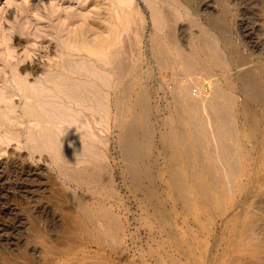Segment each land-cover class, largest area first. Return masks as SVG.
I'll return each instance as SVG.
<instances>
[{"label":"bare ground","instance_id":"obj_1","mask_svg":"<svg viewBox=\"0 0 264 264\" xmlns=\"http://www.w3.org/2000/svg\"><path fill=\"white\" fill-rule=\"evenodd\" d=\"M76 1L82 6V13H77L78 11H71L72 9L67 8L69 10L68 11L64 7L66 10L63 9L65 10V13L63 14H66V18H63L65 19L63 28H58L54 25L53 28L51 27V31L49 30L51 32V38L60 41L57 44V55L55 57L51 56V60L48 61V70L46 72L43 71V75L40 73L39 76H37L36 81L30 84L28 77L30 75L32 76V74H38V66H35L36 64L31 66L30 63L21 64L23 62L22 59V61L18 63L15 62L16 64L14 63L15 66L11 67V73L10 70H6L5 80H3L4 78L2 79L3 83L5 81L12 88L11 90H7V92H5V95H7L6 97L12 98V96L20 94V96L26 100L25 104L29 106V109L26 108L23 110L24 113H21H23L24 116L28 115L31 117V120H28V122L35 120L34 124L28 125L27 127H25V124L23 125V123H26V120H21L19 126H24L28 132L26 137L27 142H24L31 143V145L29 144L33 151L31 152H38L39 155H41L39 156L41 159L46 158L49 160V157H46L47 154L45 152H48L50 155V161H52L55 165V169L63 178L62 180H64L63 182H65L67 186L66 195L70 199L72 205L74 206L73 208L75 213L77 214L76 219L78 220L77 224L79 226L78 232L80 230V233L84 236L88 243L97 244L103 248H106L107 246H112L114 248L117 246L123 248L125 224L120 218L122 214L120 215L119 213H116L119 208L117 206V210L112 208V198L117 196L118 193H116L114 189V176L112 177L113 167L108 162L109 156L107 153L109 152H106V149L109 147L108 144L111 143L110 131L114 126L117 131V149H119V154L124 161V167L120 168L121 171L118 172L121 174L120 177H122L123 180H126V178L131 180L130 187H133V190H138L141 193V195L138 193L140 195L139 202L141 207L146 208L148 216H154L158 223L165 225L169 224L171 229L167 230L165 233H168L169 237H174L177 224L173 223L172 213L175 212V207L172 206L167 208L166 198L168 197H163L161 190L158 191V189H153L154 187L157 188L160 186V181L163 182V175L160 176V172H158V174L153 173L156 169L153 171L152 168L150 172L149 166H151V164L155 161H153V159V162L151 161L152 163L150 162L149 165L147 160V157L149 156H147L148 150L154 142H152V136L155 137L156 135L154 136L151 130L149 132L151 125L154 124L149 122V119H151L149 118V115L154 111L152 109L155 107L151 106V101L149 100L151 96L147 89L149 85H145L147 86L145 87L142 86L140 82L142 72L145 71H142L140 63L133 64L134 60L131 61L133 63L129 62V58L126 56V46L124 43L118 45L120 42L118 43L116 39H113V35L111 34L114 32L115 26L112 27V18L110 21V15L108 16L109 18L106 16L104 19L102 18L103 20H99L97 18L99 11L96 1ZM115 1L117 2V0ZM118 1L121 3H118L120 7H122V3L123 5H125L124 3H127L124 2V0ZM110 2H108L109 5L111 4ZM116 2H114V6ZM245 2V0H238L239 4H243ZM250 2H253V0H249V2L245 4L249 7ZM53 6L55 10H58L61 7L58 3H56V1ZM108 7L109 6H105V10L103 9L102 11H107L106 13H108ZM61 8H63V6ZM114 8L117 9V7ZM122 9L120 8L121 11H124V8ZM156 10L157 9H153V11ZM250 11L245 12V10H243L242 13L246 16L248 13H251ZM254 11L256 13L255 9ZM127 12V10L126 12H119L121 17L120 22L119 24L115 23L117 24L116 28L119 29V32L116 29L117 32L115 34H119L118 37L120 34L122 35V33L125 32L124 30H126V28H128V17H125L130 15L125 16V13ZM158 12L159 11L154 13L152 12V14L155 15H153L156 22L154 27L158 24V27L155 29L159 28L157 31H160L161 33L163 28L166 27V25L162 26V23H165L163 22L165 20L163 18L169 16L167 17L169 19L174 12L171 15V13L169 14V12L166 13L165 11L167 16H164V13L161 14ZM110 13L111 12H109V14ZM155 13L157 16L160 14V16L163 15L164 17H157ZM175 14L178 13L176 12ZM105 15L106 14H104V16ZM174 15L172 17L174 19L173 21H175ZM38 16H40V14ZM49 17L51 16L49 15ZM36 19L38 18L36 17ZM50 19L52 20V18ZM60 19L61 16L59 15L58 20ZM126 19L127 21H125ZM255 20L254 16L249 14V16L247 15L242 20V23L240 22V34L244 41L240 44L238 43L239 48L235 51L236 54L232 53L235 55L234 57H236V59L233 64L234 67H231L234 69L232 79L230 80L226 77L228 76V70L231 69L228 68L227 70V67L230 64H228L227 58L223 57L225 60L222 59V54L219 53V51L216 52L218 48L214 49V44L218 43L216 42L212 44L215 37L211 42V40L207 39V37L203 38V36H200L201 34H196L195 37L199 40L198 44H192L193 47L189 46L191 43H188V46L185 44L183 45L185 46L183 48L186 49L190 47L188 49L190 50L192 48V51L185 53L176 50L178 52L176 53L174 52V44L177 42L175 43L176 36H174V33L177 31L172 30L173 26L171 24V27L169 28L170 25L168 23V30H166V28L163 30L165 32L167 31L165 33L166 35L164 34L162 37H165L164 40L168 39L170 41L169 44H173V46L170 44L173 48V52L172 50H169L170 46L169 49L167 48L168 43L166 44V40H154L155 42L153 46V54L156 56L158 62V66L157 64L156 66L159 67L160 65V70H167L169 74L167 76L170 77L171 75V78L174 80V87L170 90H173V95L176 99H174L175 109H172V117L174 116V120L176 121L175 129L173 131L171 129V131L166 135L164 133L163 136L160 134L164 140L163 147L165 146L167 151H169V170L165 169L164 166L166 172L169 171L168 178L166 177L167 179L165 181V183L167 182L166 185L163 183L165 186V192L176 197V203L180 204L182 207L181 213L184 216L187 215L199 222L198 230H204V232L205 230L208 232L211 231V228L213 229L212 224H214V221L216 220V224H219L220 226V234L217 233L219 236L216 237L217 239L215 242L218 245L220 244L224 246L221 248L223 251H220L219 255L221 253V256L223 254L225 256L226 252L229 251H244L245 253H241L240 255L247 259L245 264H264V258L258 257L256 254V251L261 249V246L253 239L257 228V222L259 220L261 221L260 217H258V219L260 218L259 220H256L255 216L262 213L264 214V206L263 208L256 206L255 208H252L254 198L257 196L258 200L256 202L264 203V43L259 44L256 41H250L253 39V33H247L243 29L245 28V24L246 27L249 25L251 26L255 23ZM55 21L56 20H54V22ZM48 22L49 21L47 20V23ZM176 22L177 21H175L174 24ZM24 24L29 25L28 22ZM195 24V26H197L198 23ZM51 25L53 26V24ZM208 25H210V22ZM159 26L162 27V30ZM222 26L225 25L222 23ZM23 28L22 31L24 30ZM34 28H36L35 25ZM45 28L48 29V27H44V29ZM216 28L219 29L218 27ZM98 29L99 31H96ZM202 29L203 32L204 30L206 31V29ZM225 30L228 29L225 28ZM49 31L47 32L49 33ZM200 31H198V33ZM256 31L258 32L259 30ZM209 32L210 31L208 30L206 31L207 34ZM41 33H38L36 38H41L43 36ZM160 33L158 35H160ZM32 34H34V32H32ZM216 34L218 35V33ZM22 35H24V33ZM35 36L36 34H34L33 37ZM115 37L118 39L117 36ZM119 39H122L121 36ZM247 39L250 40L247 41ZM190 40V42L193 43L192 39ZM34 41L31 42L34 43ZM114 41L115 43H118V46L113 44ZM122 41L125 42V40ZM31 42H29L30 45ZM96 44L100 45L101 54L97 53L98 51L96 49L94 50V45ZM179 47V50L180 48L182 49V47ZM26 49L27 48H25V50ZM200 51L206 53L209 58H201L199 56ZM95 52L98 56H101L97 58ZM25 53L28 54V52ZM27 54L25 55L27 56ZM24 61L27 60L25 59ZM215 64L222 67L225 80H223L222 83L220 82V85L215 86L216 84H213L214 88L212 85L211 90L210 86V91L208 93L205 87L203 88L201 85L204 84L203 82H201V84L198 82L195 84L194 80L199 75L202 77L205 76L207 79L203 77V80H207L206 82H209V85H211L209 77H211L212 80L213 74L210 65ZM17 69H19V71L21 70L23 73H19ZM215 73L217 72L215 71ZM144 75L145 74L143 73V76ZM148 75L151 74L148 73ZM220 78L222 77L219 76V79ZM166 80L167 79H165V82ZM169 81L171 80L169 79ZM162 83L160 85H162ZM193 87H196V90H194ZM157 88H155L156 92ZM161 88H163V85ZM164 89L165 88L162 90ZM5 108V111L0 113V129L4 130L5 137H0V141L2 139H8V141H10V139H19L20 134L18 132L20 130L16 132L18 126L16 127V124H14V120L12 118L13 114L10 116V112L8 113ZM23 114L21 116H23ZM169 119H171V116ZM149 123H151V125H149ZM181 123L186 125H184L186 127L184 128L186 131L184 129L183 131H181L182 129H177L181 128L178 127ZM183 124L181 125L183 126ZM143 128H147L148 132L144 131L141 133L140 131ZM202 129H207L204 130L205 132L207 131L205 133L206 135ZM218 130L220 133H218ZM100 132H103L104 134H100ZM154 134L156 133L154 132ZM113 135L114 134H112V136ZM204 136L208 138V140L213 139L212 141H216V143H213L217 145L211 144V147L213 149V146H218L219 153L214 150V153H217L216 155L219 154L218 157H212L213 151L209 147L211 142L209 141L208 143L206 140L208 144L205 143L203 140L205 139ZM247 137L254 139L250 142L248 141L247 143ZM18 139L17 141L21 140ZM2 142L5 143V141ZM170 146L173 148L172 152L168 150ZM105 147L107 148L105 149ZM113 147L114 146H112L111 149ZM209 150L212 152H209ZM117 156L118 155L116 154V157ZM216 157L217 161L215 160ZM20 168L13 165L7 171L10 174L15 173L17 175L20 173ZM183 169L187 171H185V174L181 172ZM157 170L160 171L161 169L158 167ZM22 172H24V170H22ZM166 172L165 175H167ZM121 197L123 199V196ZM117 202L119 206L120 203L119 201ZM69 203L67 205L70 206ZM123 212L126 213L125 210H123ZM201 214L204 215V218L202 217L203 219L200 217ZM178 215L180 214L176 213L175 216ZM199 219H201V221ZM158 223L156 225H158ZM259 227H262V225L260 224ZM260 231L261 229H259V232ZM226 236H230L231 242H227L228 238L225 241ZM183 240H185V238H183ZM223 241L227 243L223 244ZM209 242H211L210 239ZM212 244H214V242ZM233 257V260H230V264H233L239 259V256L237 257V255L236 257ZM209 262L210 264H227L226 261L221 259V257L210 259ZM243 262H245V260ZM173 263L177 264L178 262L173 260Z\"/></svg>","mask_w":264,"mask_h":264},{"label":"rangeland","instance_id":"obj_2","mask_svg":"<svg viewBox=\"0 0 264 264\" xmlns=\"http://www.w3.org/2000/svg\"><path fill=\"white\" fill-rule=\"evenodd\" d=\"M55 1L61 7L63 6V8H61L59 6L60 9L55 10V8L53 6ZM55 1H53V0H0V105H1L0 106V113L2 111H5L4 108L6 107L5 109H7L8 113L10 112L9 113V114H11L10 116H12V114H13L12 118L14 120V124H16V127L18 126L16 132L20 130L18 133L20 134L19 139H21V140H19L17 138L19 141H17V139L16 140L10 139V141H8V139H6L7 140L6 141L5 139L1 138L2 140L0 141V174H1L0 175L1 176L0 177V264H174L173 260L177 261L178 262L177 264H183V263L184 264H210L211 261L209 262V260L214 259L215 257L216 258L221 257V259L226 261L227 264H230L231 263L230 260H233V258H234L233 256L236 257V255H237V257L239 256V259L237 261H235L233 264H245L247 259L242 257V255H240L241 253H245L244 251L243 252L229 251V252H226L225 256H224V254L221 256V253L219 255V252L223 251L221 248H223L224 246L220 245V244L218 245L215 242L217 239L216 237L219 236L217 233L220 234V226H219V224H216L217 223L216 220L214 221V224H212L213 229L211 228V231L208 232L205 230V232H204V230H202V231L198 230L199 229V222L196 221V219L191 218L187 215L184 216L181 213L182 207L180 206V204L176 203V197L171 196L170 194H167L165 192V189H164L165 186L164 185H166V183H167V182L165 183V181L168 178V173H169V171L166 172L165 169L169 170L168 169L169 151H167L165 146L163 147V145H164L163 141L164 140H163L162 136L164 134L166 135L168 132H170L171 129L173 131L175 129V126H176V124H175L176 121L174 120V116L172 117V115H173L172 109H175V104H174L175 97L173 95V90H170L174 87V80H173V78H171L172 77L171 75H170V77L167 76V75H169L167 70L166 71L164 69L160 70L161 69L160 65H159V67H157L158 62H157L156 56L153 54V46H154V42H155L154 40H158V39L164 40L165 37H162V36H164V34L167 31L165 32L163 30L165 28H166V30H168L167 27L170 24L173 26L172 30L177 31L174 33V36H176L175 37V43L177 42L176 44H174V46L176 47V48L174 47V49H175L174 52H176V53H178L176 50L182 51L185 53L192 51V48L190 50L188 48L193 47V45H195L194 43L198 44V42H199V40H197L198 38L196 39V37H195L196 34H201L200 36L201 37L203 36V38L207 37V39L211 40V42H212V39H214V37H215L212 44L218 42V43L214 44V49L218 48V50L217 51L215 50V51L216 52L219 51V53L222 54V55L220 54L222 59H223V57L227 58L228 64H230L227 67V70H228V68L230 69L231 67H234L233 64L235 63V59H236V57H234L235 55L232 53L236 54L235 51L239 48V44L242 43V41H244V39H242V36L240 34L241 33L240 32V30H241L240 22L242 23V20L247 15L249 16V14H250V15L254 16V18L256 20H258V21L255 20V23H253L251 26L249 25L246 27V24H245V28H243L245 30V32L253 33V35H252L253 39H251V40L247 39V41H249V40L254 41V42L256 41L259 44L264 43V20H263L264 19V16H263L264 15V13H263V11H264V0H253V2H250L249 7H253V8H249L246 5L249 2V0H245L246 4L245 3L239 4L238 0H169V1L168 0H124V2H127L128 5H127V3H124L125 5H123V3H122V7H120V5H118V3H119L118 0H117V2L115 0H112V1L111 0H109V1H107V0H92L94 2L96 1V4L98 5V11L99 12L97 14V18L99 20H103L106 16H107V18H109L108 17L109 15H110V21L112 18V25H113L112 27L115 26L114 27L115 29L111 35H113L112 36L113 39H116V41L118 43L120 42L118 44L117 42L115 43V41H114L113 44H115V46H118V45L124 43V45L126 46V56H127V58H129V62L134 60L133 61L134 63L133 62H131V63H133V64L140 63L142 71H145V72H142V78H141L140 82H141L142 86L149 85V87L147 88L149 94L151 95V96L149 95L150 96L149 100L151 101L150 102L151 106L152 107L155 106L154 109H152V110H154L153 111L154 113L152 112L153 114L150 113V115H149V118H151V119H149L150 120L149 122H151L152 124L154 123L155 126H154V124L151 125V123H149V125H151V127L149 125L148 126L151 128V129H149V132L151 130L152 134L154 136L156 135L155 137L152 136V142L154 141L152 143V146H154V147L150 146L148 153H147V156L149 155L147 157V160H148L149 165L153 159H154L153 161H155L154 163H152L153 161L151 162L152 167L149 166L150 172H151V168L153 171L156 169L154 172L153 171L152 172L155 174H158V172H160L159 175L160 176L163 175V178H164L163 179L161 177L163 182L158 181L160 186L157 188L154 187L153 189H158V191L161 190L162 196L165 198L168 197V198H166L167 208H170L172 206L175 207V212L172 213V216H173V223L177 224L176 231H175L176 236L174 235V237H169L168 233H165V232H167V230H170L171 226L169 224L168 225L167 224L166 225L160 224V223H158L157 219L154 216H148L147 209L144 207L142 208L140 205V202H139V197H140L141 193L138 190H136V191L133 190L134 189L133 187H130L131 186V180L130 179L126 178V180L125 179L123 180V178L120 177L121 174H119L118 172L121 171L120 168L124 167V161L119 154L120 153L119 149H117L118 148V143L116 141L117 140V134H116L117 131H116V128L113 126L112 127L113 129H111V131H110L111 132V139H110L111 143H109L110 145L108 144L109 150L107 147H105V149L107 148L106 152H109V153H107V155L109 156L108 162L113 167L112 168L113 169L112 177L114 176L113 177L114 183H115L114 189H115L116 193H118L117 196L112 198L113 199V202H112L113 207L112 208L113 209L115 208L114 210H117L119 208L118 211L117 212L115 211V212L119 213L120 215L122 214L120 216V218L122 219V221H124V224H125V235H124V239H123V244H124L123 248H125V249L117 247V246H115V248L112 246H110V247L107 246L106 248H103L101 246H98L97 244H89L88 241L84 238V236L80 233V230L78 232L79 226L77 224L78 220L76 219L77 214L75 213V210L73 208L74 206L72 205L70 199L66 195V191H67L66 187L67 186H66L65 182H63L64 180H62L63 178L59 175L58 171L55 169V165L52 163V161H50V159H51L50 155L48 154V152H45L47 155L45 153L44 154L46 155V157H49V160L46 158L41 159V157H39L41 155H39L38 152L32 153L33 151H32V148L30 147L31 143H29V142L25 143V142H27L26 137H27V133H28L26 131L27 129L25 127L35 123V120L28 122V120H31V117L28 115H26L27 116L26 117L23 114L24 113L23 110H25L26 108L29 109V106H27V104H25L26 100H24L20 96V94H18V95L16 94V95L12 96V98L6 97L7 95H5V92H7V90L12 89L9 86V84H7L5 81L3 83V80H5V76H6V73H5L6 70H8V71L10 70V73H11V67L15 66L16 63L22 61V59H23V62L21 64L30 63L31 66L36 64L35 66H38L37 67L38 74H35V75L32 74V76L30 75L31 77L30 76L28 77L29 83L30 84L32 82L34 83L37 79V76H39L40 73H41V75H43V73L48 70V68H49V65H48L49 62L48 61L51 60L50 59L51 56L55 57L58 53L57 44L60 40L58 41V40L51 38V34H50L51 33L50 32L51 27L53 28L54 25H56L58 28H63L64 20H65L63 18H66V14H63V13H65L64 11L67 8L72 9L71 11H78L77 13H82L81 12L82 6H81V4L77 3L76 0H55ZM80 1H82V0H80ZM108 2H110L112 5L111 4L109 5ZM114 2H116L115 6H114ZM103 3L105 4V6H109L108 7L109 8L108 13H106L107 11H102L103 9L105 10V6ZM119 4H121V3H119ZM110 6H111V8H110ZM260 6H261V8H260ZM114 7H117V9ZM100 8H102V9H100ZM120 8L121 9L124 8V11H121ZM63 9H65V10H63ZM153 9H157V10L153 11ZM250 9H251V11H250ZM254 9L256 10V13H255ZM126 10L128 12L125 13V16L126 15H130V16L125 17V18L128 17V21H127V19L125 20L128 22V24L127 23H124V24H127L128 26L127 25H125V26H127L128 28L125 27L126 28V30H124L125 32L122 31L124 33H122V35L120 34V36L122 38L120 40L119 39L120 36L118 37L119 34L115 35L117 30L119 32V29H117L116 26H117V24H119L120 19H121L119 12H126ZM243 10H245V12L250 11L251 13H248L246 16H244L242 13ZM157 11H159L161 14L164 13V16H167L166 13H168V12H169V14L171 13V15L173 14V12H174V14L177 12L178 14H175V15L173 14L175 21H177V22L174 24L175 21H173L174 20L172 18L173 15L172 16L170 15L171 17L169 19L167 18L169 16H167L166 17L167 20H166V18H163V19H165L163 21L165 23H162L163 24L162 26L166 25V27H164L162 30V27H160L161 26V24H160L159 27L162 30L160 33V31H157V30H159V28L155 29L158 27V24L156 25V27H154V24L156 22H155V18L153 17L154 14H152V12L154 13ZM165 11H166V13H165ZM252 11L254 12V14ZM50 12L52 13V15ZM102 12L103 13L105 12L104 14H106V15L104 16V14ZM109 12H111V13L109 14ZM66 13H67V11H66ZM37 14L38 15L40 14V16H42V17L38 16ZM256 14H257V17H256ZM49 15L51 17H49ZM59 15L61 16L60 20H58ZM116 16H118V17H116ZM156 16H157V14H156ZM159 16H160V14L157 17H159ZM164 16L162 15L160 17H164ZM36 17L38 19H36ZM50 18H52V20ZM261 18H263V19H261ZM129 19H131V20H129ZM171 19H172V23H171ZM35 20H37V21H35ZM47 20L49 21L48 23H47ZM54 20H56V21L54 22ZM115 20H116V22H115ZM168 20H169V22H168ZM29 21L32 23H30ZM27 22L29 23V25L31 27L28 24H24ZM209 22H210V25H208ZM38 23H39V25H38ZM115 23H117V24H115ZM168 23H169V25L167 26ZM195 23H198L199 26H198V24H197V26H195L196 25ZM222 23L225 26H222ZM23 24H24V28H23ZM51 24H53V26ZM34 25L36 28H34ZM171 25L169 26V28L171 27ZM21 27L24 29L23 30L24 32L22 31ZM44 27H48V29L45 28L46 29L45 30ZM216 27H218L219 29H217ZM257 27H258V29H257ZM173 28H176V29H173ZM202 28H204V29H206V31L208 30L210 32L207 34L205 30L203 32ZM225 28L228 30H225ZM254 29L259 30V31L257 32ZM213 30H214V32H213ZM41 31H42V33H41ZM47 31H49V33ZM96 31H99V29ZM155 31L157 32V34ZM198 31H200L201 33L200 32L198 33ZM30 32H31V34H32V32H34V34H36V36L33 37L34 34H32L33 35L32 36L30 34ZM23 33H24V35H22ZM38 33L39 34L41 33L43 36L41 38L40 37L36 38L38 36L37 35ZM159 33H160V35H158ZM216 33H218V35ZM260 33L262 36L260 35ZM114 35L117 36L120 41ZM158 36H159V38H158ZM217 36L220 38H218ZM125 37H126V39H125ZM35 38H36V40L37 39L39 40V41L35 40L37 42L38 46L36 45V42L34 41ZM237 38H238V40H237ZM113 39H111V40H113ZM190 39H192L193 43L190 42L191 41ZM122 40H125V42ZM151 40H153V41H151ZM167 40H166V44L168 43L167 48L169 49V46L171 43L169 44L170 41L168 40V42H167ZM188 40H189V42H188ZM215 40H217V41H215ZM31 41H34V43H32ZM29 42H31L32 46L29 44ZM179 43H181V44H179ZM188 43L189 44L191 43L189 45L190 47H188L186 49L183 48V47H185L183 45L185 44L188 46ZM178 44L180 47H182L183 50L178 46ZM33 45L35 47L36 46L37 47L35 48ZM96 45H94L95 47L94 46H92V47H94V50L96 49L98 51L97 53L101 54L100 45L98 44L99 48H98V45L97 46ZM171 45L173 46V44H171ZM176 45L180 48V50L178 49V47ZM215 45H217V46H215ZM218 46H220V47H218ZM228 47H229V49H228ZM25 48H27L26 49L27 51L25 50ZM231 48L234 50H232ZM28 49H29V51H28ZM187 49H188V51H187ZM8 50H10V51H8ZM169 50L170 51L172 50V52H173V48L171 46H170ZM56 51H57V53H56ZM222 51H224V52H222ZM25 52H28V54ZM201 52L202 51L199 52V54H200L199 56L201 58H203V59L209 58L206 53H204V52L201 53ZM97 53H96V55H97ZM25 54H27V56ZM201 54H202V56H201ZM223 54H224V56H223ZM96 55H94V56H96ZM100 56L101 55H99V56L97 55V58ZM205 56H207V57H205ZM25 59L27 61H24ZM223 60H225V59H223ZM45 64H46V66H45ZM156 64H157V66H156ZM210 68H211L212 74L214 76V79L217 78L216 79L217 81L213 79V76H212V80H211V77H209L210 83H211V85H209V82H206L207 80H205V81L203 80V77L205 78V76L202 77L200 75H199L200 77L195 76L196 78L194 80L195 84L197 82L199 84H201V82H203L205 85L204 84H201V85L203 88L205 87V89H206V91H208V93L212 89L213 84L214 85L216 84L215 86H217V85H220L219 84L220 82L222 83L223 80H225V77H224L225 75H224V72H223V69L221 66H217L215 64V65H210ZM147 69H148V71H147ZM233 69L234 68H231L230 70H228V73H227L228 76H226V77H228L229 80L232 79ZM17 70L19 73H23V72H21V70L20 71H19V69H17ZM164 71H165V73H164ZM215 71L217 73H215ZM231 71H232V73H231ZM143 73L145 74L144 76H143ZM148 73L151 75H148ZM219 76L222 78L219 79ZM165 77H167V78H165ZM165 79H167L166 80L167 83L165 82ZM169 79L171 81L173 80L172 81L173 84L171 81H169ZM205 79H207V77ZM144 80H146V81L143 82ZM159 81H160V84L163 82L162 85H163V88H165L164 90H162L163 88H161L162 85L159 84ZM214 81H216V82H214ZM168 82H170V83H168ZM146 83H148V84H146ZM153 85L154 86L156 85V86L154 87ZM214 85H213V88H214ZM210 86H211V88H210ZM145 87H147V86H145ZM157 87H159V88H157ZM155 88H157L158 94H157ZM207 88H208V90H207ZM209 88H210V90H209ZM193 89L196 90V87H193ZM160 90H161V92H160ZM169 90L171 91V93ZM164 91H165V93H164ZM5 101L8 102L11 106L8 103H6ZM169 103H170L171 107L169 106ZM173 104H174V106H173ZM2 106H4V107H2ZM7 107H9V108H7ZM21 112H23V113H21ZM170 113H172V114H170ZM22 114H23V116H21ZM170 116H171V119H169ZM14 117H15V119H14ZM24 119L26 120V123H23ZM21 120H23L22 123H23V125L25 124V127L22 125H21L22 127L19 126ZM169 120H170V122H169ZM171 120H173V121H171ZM171 122H172V124H171ZM12 123H13V121H12ZM165 123H166V125H165ZM181 124H183V123H181ZM181 124H180V126H178L181 128H177V129H179V130L182 129L181 131H183V129L186 128L185 127L186 125L183 124V126L185 125L183 127ZM153 126H154V128H153ZM147 128H143L140 132L141 133H143L144 131L148 132ZM154 129H155V131H154ZM2 130L0 131V135H1L0 137H3L4 133H5L4 130L3 131ZM202 130H203L204 134L207 132V131L206 132L204 131L207 129H202ZM99 131H102V130H99ZM154 132L156 134H154ZM199 133H200V130H199ZM218 133H220L219 130H218ZM100 134H104V133L100 132ZM112 134H114V135L112 136ZM201 134H202V132H201ZM210 139H211V137H210ZM253 139L247 137L246 141L248 143V141L250 142ZM203 140L205 141V143H207V141H208V143H209V141L211 142L210 146L208 145L211 149H212L211 144L217 145V144H215L216 141H212L213 139L208 140V138L205 137V139H203ZM2 141H5V143ZM20 141H22V142H20ZM228 141H230V140H228ZM213 142H215V143H213ZM111 145L114 146L112 149H111V147H112ZM115 146H116V148H115ZM170 147L168 150H170V152H172L173 148H172V146H170ZM216 147L213 146V149H212V151H213L212 157L213 158H215L214 156H217V157L219 156V154L216 155L217 153H219L218 146H216ZM214 148H216L217 150ZM210 150H209V152H212ZM214 150L217 151L216 154L214 153L215 152ZM113 153H114V155H113ZM116 154L118 155L117 157H116ZM43 155H42V157H43ZM153 155H155V156H153ZM151 157H153V158H151ZM155 157H157V158H155ZM217 157L215 159L216 161H217ZM13 165L18 166V168L21 167L19 170L20 173H18L17 175L15 173L10 174L7 171ZM164 166H165V169H164ZM117 167H119V168H117ZM158 167L161 169L160 171L157 170ZM21 169L24 170V172H22ZM161 171H163V172H161ZM185 171L186 170H184V169L181 170V172L183 174H185L187 172V171L186 172ZM165 172L167 175H165ZM123 183H124V185H123ZM161 183H162V185H161ZM163 183H165V184L163 185ZM121 196H123V199ZM119 198H120V200H119ZM257 200H258V196L254 198V203H253L252 208L253 207L255 208V206L263 208L264 203H260V202L257 203L256 202ZM117 201H119V203L121 204V205L119 204V206H122L124 209L122 207L118 206ZM115 202H116V204H115ZM68 203L70 204V206L67 205ZM123 203H124V206H123ZM255 203H257L258 205ZM123 210H125L126 213L123 212ZM176 213H179L180 215L175 216ZM200 217H201V219H203L204 215L201 214ZM258 217L261 218V221L259 220L260 218L258 219ZM263 217H264L263 213L255 216V219L259 220V221L257 222V225H256L257 228H256V231L254 234L255 236L253 237L254 241L258 242L261 246V249H258L256 251L257 256L261 257V258H264L263 257V255H264V241H263L264 240V233H263L264 232V226H263L264 225V219H263ZM148 218H149V220H148ZM198 218H199V216H198ZM201 219H199V220L201 221ZM157 223H158V225H156ZM260 224L262 225V227H259ZM154 226H155V228H154ZM164 226H165V228H164ZM158 227H159V229H158ZM151 229L153 232L151 231ZM259 229H261L262 233H261V231L259 232ZM215 231H216V233H215ZM194 235H195V237H194ZM214 235H215V238H214ZM206 236H207V240H206ZM183 238H185V240H183ZM201 238H202V240H201ZM227 238H228V240H227ZM209 239L211 242H209ZM197 240H199V241H197ZM226 240H227V242H231L230 236H226L225 241ZM185 241H186V243H185ZM187 241H188V243H187ZM225 241H223V244L227 243ZM213 242L215 245L212 244ZM198 243H199V245H198ZM201 244H202V246H201ZM88 245H91V246H88ZM210 245H211V247H210ZM213 245H214V249H213ZM181 246H182V248H181ZM206 247H207V249H206ZM208 248H209V250H208ZM121 249H123V250H121ZM259 251H261V252H259ZM187 252H188V254H187ZM229 253H231V254H229ZM206 254H207V257H206ZM205 259H206V261H205ZM241 259H242V261H241ZM244 260H245V262H243Z\"/></svg>","mask_w":264,"mask_h":264}]
</instances>
